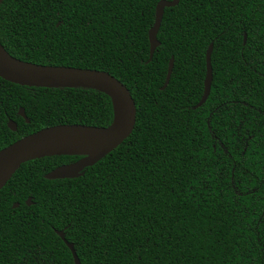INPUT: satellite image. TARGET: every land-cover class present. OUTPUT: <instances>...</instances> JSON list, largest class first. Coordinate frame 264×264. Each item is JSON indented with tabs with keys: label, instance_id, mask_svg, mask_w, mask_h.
<instances>
[{
	"label": "trees",
	"instance_id": "trees-1",
	"mask_svg": "<svg viewBox=\"0 0 264 264\" xmlns=\"http://www.w3.org/2000/svg\"><path fill=\"white\" fill-rule=\"evenodd\" d=\"M160 1L0 4L13 57L109 73L137 106L131 136L79 177L46 175L81 155L20 167L0 191V264H75L56 231L81 264H264V0H180L165 9L150 61ZM211 43V93L195 108ZM114 120L103 91L0 78V150L44 128Z\"/></svg>",
	"mask_w": 264,
	"mask_h": 264
},
{
	"label": "water",
	"instance_id": "water-1",
	"mask_svg": "<svg viewBox=\"0 0 264 264\" xmlns=\"http://www.w3.org/2000/svg\"><path fill=\"white\" fill-rule=\"evenodd\" d=\"M2 1L0 0V4ZM179 2L180 0H161L156 6L155 23L148 33L150 61L160 46L158 33L165 9L175 7ZM246 41L247 36L245 35L244 44H246ZM213 48L214 44L211 43L206 57L207 73L204 83V95L195 108L203 106L211 93L213 81L211 56ZM173 68L174 59L172 58L163 90L166 89L170 82ZM0 78L27 87H84L96 89L111 96L115 110V120L108 127L80 124L56 125L25 136L0 150V191L23 164L48 156H83L78 161L62 165L46 175V178L51 180L79 177L85 168L93 166L122 145L135 129L137 106L134 98L127 86L109 73L93 69L39 65L23 61L8 53L0 41ZM115 99L120 103L119 111H117ZM19 115L26 122H29L24 108L19 110ZM8 127L12 131H17L18 125L15 121L10 120ZM92 150L93 152H91ZM32 204V200L29 198L27 205L30 206ZM18 207V203L13 205V208ZM56 233L72 252L75 264H81L74 244L68 242L64 231H56Z\"/></svg>",
	"mask_w": 264,
	"mask_h": 264
},
{
	"label": "bare ground",
	"instance_id": "bare-ground-1",
	"mask_svg": "<svg viewBox=\"0 0 264 264\" xmlns=\"http://www.w3.org/2000/svg\"><path fill=\"white\" fill-rule=\"evenodd\" d=\"M115 104H116L117 111H119L121 106H120V103L118 102V100H116V99H115ZM91 152H93V150Z\"/></svg>",
	"mask_w": 264,
	"mask_h": 264
}]
</instances>
